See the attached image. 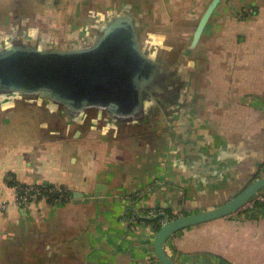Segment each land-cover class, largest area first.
<instances>
[{
	"label": "crops",
	"instance_id": "1",
	"mask_svg": "<svg viewBox=\"0 0 264 264\" xmlns=\"http://www.w3.org/2000/svg\"><path fill=\"white\" fill-rule=\"evenodd\" d=\"M210 2L0 0V36L11 30L0 42L30 33L52 49L83 48L129 14L165 71L144 111L127 119L0 95V264H159L153 241L165 220L156 213L210 210L263 177L264 0H221L193 45ZM95 12L90 38L81 14ZM15 184L66 187L69 199L17 208ZM165 251L181 264H264V218L188 228Z\"/></svg>",
	"mask_w": 264,
	"mask_h": 264
},
{
	"label": "water",
	"instance_id": "2",
	"mask_svg": "<svg viewBox=\"0 0 264 264\" xmlns=\"http://www.w3.org/2000/svg\"><path fill=\"white\" fill-rule=\"evenodd\" d=\"M221 0H211L193 35V45ZM133 17L124 14L109 20L83 48L42 49L11 44L0 49V95L36 96L77 115L89 110L106 111L117 119L140 115L150 90L163 82L165 71L141 48ZM264 103V98L259 97ZM264 189V177L210 210L169 219L157 229L153 252L159 264H181L167 255L166 243L191 227L234 215ZM139 218V216H138Z\"/></svg>",
	"mask_w": 264,
	"mask_h": 264
},
{
	"label": "built area",
	"instance_id": "3",
	"mask_svg": "<svg viewBox=\"0 0 264 264\" xmlns=\"http://www.w3.org/2000/svg\"><path fill=\"white\" fill-rule=\"evenodd\" d=\"M14 189L16 195L13 201V206L17 208L27 207L40 199H47L52 202L55 201L64 202L69 199V192H70L68 188L61 186L45 187V186L27 185V184H15ZM136 197H138V195H136ZM0 208L2 210H7L8 206L6 204H2ZM161 214H166V213L161 211L156 213L155 216H159ZM134 215L136 218H138L139 213L135 212ZM231 217L237 220H244L250 218H264V189L258 192L255 196H253L244 205V207L238 210ZM162 224H163L162 222H159L158 226L160 227Z\"/></svg>",
	"mask_w": 264,
	"mask_h": 264
},
{
	"label": "rangeland",
	"instance_id": "4",
	"mask_svg": "<svg viewBox=\"0 0 264 264\" xmlns=\"http://www.w3.org/2000/svg\"><path fill=\"white\" fill-rule=\"evenodd\" d=\"M80 15V14H79ZM82 16L84 15V17L86 18V19H84V20H86L87 21V25H86V29L88 30V29H91V31L89 32V35L87 36V37H90V38H93V36L96 34L95 32H96V30H95V28H97L98 26H97V23H95V22H98V20L100 19V16L98 17L97 16V12H95L94 14H92V13H82L81 14ZM102 16V15H101ZM79 22V21H78ZM81 23V22H80ZM83 23V22H82ZM97 26V27H96ZM91 27V28H90ZM12 28H13V26H12ZM92 29H93V32H92ZM23 30H25V29H23ZM146 30H147V28H146ZM11 31V30H10ZM8 32V31H6V33H4V35L1 37L0 36V38H2V39H4V37H5V35H7V34H10L11 32ZM20 31H22L21 29H20ZM28 32V31H27ZM27 32H25V33H27ZM88 32V31H87ZM81 35V34H80ZM77 36L76 37V39H81L82 38V35L81 36ZM158 36V38H161V36L160 35H156V34H154V32H149L148 31V36L147 37H149V36ZM18 36H20V35H18ZM28 36L29 37H31L32 39L31 40H29V41H23V42H21L20 44H25V45H34V46H36V47H38V48H42V49H52V48H54V47H51L53 44V42L52 41H46L45 43H43L42 41H38V40H35L31 35H30V33L28 34ZM27 36V37H28ZM75 36V35H74ZM84 37V36H83ZM16 38H17V36H14V37H7L6 36V39H12L11 41H14V40H16ZM19 39V38H18ZM23 40V39H22ZM62 40L63 41H60L59 43H60V45H66L67 43L66 42H68V41H64V40H66V39H63L62 38ZM89 42H91V40H88ZM87 41V42H88ZM142 41H144V40H142ZM72 42V41H71ZM75 42V41H74ZM80 42H82V40H80ZM11 43H15V42H10V41H5V42H0V47H4V46H7V45H9V44H11ZM58 43V44H59ZM86 43V42H85ZM161 43H163V41L161 40V42L159 43V44H161ZM146 49H147V51H148V47H146ZM262 176L264 177V174H262Z\"/></svg>",
	"mask_w": 264,
	"mask_h": 264
},
{
	"label": "trees",
	"instance_id": "5",
	"mask_svg": "<svg viewBox=\"0 0 264 264\" xmlns=\"http://www.w3.org/2000/svg\"><path fill=\"white\" fill-rule=\"evenodd\" d=\"M258 176H259V173H258V175H257L255 178H258ZM166 215L168 216L167 213H166ZM159 218H160V217H159ZM159 218H158V219H159ZM158 219H157V220H158ZM157 220L155 219L154 221L156 222ZM158 228H159V226L156 227V229H158Z\"/></svg>",
	"mask_w": 264,
	"mask_h": 264
}]
</instances>
